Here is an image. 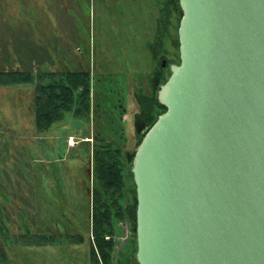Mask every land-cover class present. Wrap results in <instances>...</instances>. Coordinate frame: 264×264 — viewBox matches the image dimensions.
Returning a JSON list of instances; mask_svg holds the SVG:
<instances>
[{"label": "water", "instance_id": "obj_1", "mask_svg": "<svg viewBox=\"0 0 264 264\" xmlns=\"http://www.w3.org/2000/svg\"><path fill=\"white\" fill-rule=\"evenodd\" d=\"M180 62L132 166L139 264H264V0H179Z\"/></svg>", "mask_w": 264, "mask_h": 264}, {"label": "rangeland", "instance_id": "obj_2", "mask_svg": "<svg viewBox=\"0 0 264 264\" xmlns=\"http://www.w3.org/2000/svg\"><path fill=\"white\" fill-rule=\"evenodd\" d=\"M175 4L176 0H0V69L32 70L36 74L55 69L89 70L94 78H107L103 89L113 95L109 104L105 106L103 101L99 106L96 100L105 99L104 93L101 97L94 88L88 117L67 112L62 121L42 135L34 128V86L0 87V215L9 227L5 235L10 237V229L13 236L22 233L18 230L20 226L23 230L21 213L26 214L37 232L35 223L47 222L51 206H56L57 220L63 217L66 232L81 231L86 237L84 245L69 242L29 250L33 264H66L67 259L73 264H90V257L86 258L90 247L88 228L81 218L91 195L88 197L75 179L81 174L92 178V161L76 152H82L85 140L92 143L101 127L106 130L103 134L112 135L115 140L125 132L127 141L119 140L128 149L136 148L134 119L139 111L143 115L149 112L151 102L137 98L134 89L143 87L149 95L155 63L163 69L164 60L167 65L180 62L176 26L181 19L178 22L180 11L175 13ZM162 75L170 77L169 66ZM142 114L137 115L139 123ZM105 121L113 126V131L109 125L105 127ZM123 128L125 131L118 133ZM142 131L145 133L146 128ZM89 133L91 138L87 139ZM74 154L78 160L72 157ZM48 179L57 184L48 188ZM136 209V204L131 205L133 220L121 221L117 226V232L123 229L122 234L115 235V248L123 247L121 257L126 252L123 245L128 230L136 226ZM52 217L56 218L55 213ZM58 223L56 227L61 229ZM131 237L132 234L129 240ZM11 246L0 234V251L6 260L10 261L12 254L13 264H23L22 251L14 255Z\"/></svg>", "mask_w": 264, "mask_h": 264}, {"label": "trees", "instance_id": "obj_3", "mask_svg": "<svg viewBox=\"0 0 264 264\" xmlns=\"http://www.w3.org/2000/svg\"><path fill=\"white\" fill-rule=\"evenodd\" d=\"M175 8V13H177V9L180 11V16L178 17L179 22L183 15L179 0H176ZM160 9L162 10V6ZM178 26L177 24V45L179 44ZM178 51L179 49L177 48V52ZM157 67L155 63V68L152 70V75L149 79V81L154 79L152 84L149 82L150 94H146L143 87H139L138 91L135 89L133 91L137 98L140 96V98H146L151 102L150 111L144 113V115L139 111L134 119L138 139L136 148L128 149L125 143L119 140L122 139L126 142L128 139L124 132V128L119 130V132L117 131L118 133H124L118 135L119 139L115 140L112 135L103 134L104 129L101 127L100 132L93 137L92 143H90L89 140H85L81 146L83 147L82 152L79 150L76 152V154H81V158L88 156L92 161V178L83 176L84 174H81L82 177L77 179H75L76 176L73 177L78 185H82L87 196L89 197L91 195L89 205H85L83 201L80 202L81 205L86 206L85 212H82L81 219H83L82 224H86L88 228V233L86 234L90 240V247L88 246L89 249L86 258L90 257V264H116L115 235L119 233L117 232V226L121 221L130 220V218L133 220L132 216L134 217L135 215V212L132 213L130 211L131 205L133 206V204H136L137 207L136 185L132 172L134 158L147 132L155 124L159 116L166 111V107L158 101L157 93L160 86L166 82L167 78L162 75L164 70L162 68L158 69ZM107 81L106 77L94 78L89 70L61 71L55 69L39 74H36L32 70L24 69L0 70V87L34 86V128L37 133L42 135L51 130L57 122L62 121L67 112L74 111V115L77 117H88L93 106L94 88H96L101 97L103 93L105 97V99H97L96 104L100 106L103 101L106 102L103 105L106 106V104H109V99H111L113 95L103 89ZM102 83L104 84L103 86ZM141 114L143 118L141 117L142 122L139 123L137 115L140 116ZM120 119L122 121L121 116ZM108 125L109 122L104 126L108 127ZM110 128H112L111 130L113 131V126L109 125L108 129ZM145 128L146 132L144 133L142 129ZM104 132H106V130H104ZM89 135L91 134L89 133L86 137L91 138ZM76 154L72 157L78 160V157L75 156ZM35 184L39 185V182L36 181ZM55 184L57 183L54 182L51 184L49 179L48 182H46L48 188L54 187ZM89 186L92 189H90ZM63 200H65L64 197ZM75 205L76 207L78 205L76 200ZM62 210L63 209H60L62 212L61 214H65ZM54 213L56 215L55 219L52 217ZM85 213L87 217L84 216ZM49 214L51 217L47 219V222H40L38 220V222L35 223V230L37 231L35 232L33 226L28 223L26 214L21 213L20 221L23 230H21V226L18 230L22 231V233L13 236L11 235L12 229H10V237L5 235L9 227H7L8 224L6 220L0 215L1 237L3 240H8L11 243L12 246L10 251L14 252V255H19V252L22 251L21 257L24 260L23 264L34 263V260L30 261L29 258V250L31 249L36 251L42 247L62 246L69 242L77 245H84L86 237L81 231H78L77 234L72 233L73 231L67 233V228L65 227L66 223L62 220L63 217L57 220L58 212L56 206H51ZM68 214L75 217L73 213ZM66 218L68 217H65V219ZM60 219L64 224L60 222ZM56 222H59L58 225L61 229L56 227ZM135 227V225L132 226L135 235L129 244L131 247H135L134 251L137 252V235ZM57 230L59 234H56ZM108 236L110 238H107ZM11 257V260L7 261L5 254L0 251L1 263L13 264L15 259L12 254ZM73 258L76 260L75 258L77 257ZM67 261L68 263L66 264H73L71 260L67 259Z\"/></svg>", "mask_w": 264, "mask_h": 264}, {"label": "flooded vegetation", "instance_id": "obj_4", "mask_svg": "<svg viewBox=\"0 0 264 264\" xmlns=\"http://www.w3.org/2000/svg\"><path fill=\"white\" fill-rule=\"evenodd\" d=\"M170 65H171V63H169V65H167V61L164 60L163 70H166V69L168 70V66H169V69L171 70ZM0 70H2V69H0ZM5 70H9V69H5ZM24 178L26 179V181L30 182L25 175H24ZM29 185L31 187V183H29ZM27 188H28V186H27ZM119 224H121V223H119ZM126 225H127V222L125 224V227H126ZM131 229L129 228V230H128L129 235L125 239L124 245H123L124 247H126V252L123 251V256L121 257L120 255H121V251H122L123 247L121 250H116V252H117L116 257H115L116 264H139L137 257H136V252L134 251L135 247H133V246L131 247L129 244L135 235V231L133 230V228H131ZM122 230H119V234H122ZM131 234H132V237L129 240V236H131Z\"/></svg>", "mask_w": 264, "mask_h": 264}, {"label": "built area", "instance_id": "obj_5", "mask_svg": "<svg viewBox=\"0 0 264 264\" xmlns=\"http://www.w3.org/2000/svg\"><path fill=\"white\" fill-rule=\"evenodd\" d=\"M72 138V137H71ZM73 139V138H72ZM107 238H110L109 236L107 237ZM115 240H116V238H115ZM117 242V241H116ZM117 248V247H116ZM116 250H118V248L116 249Z\"/></svg>", "mask_w": 264, "mask_h": 264}, {"label": "crops", "instance_id": "obj_6", "mask_svg": "<svg viewBox=\"0 0 264 264\" xmlns=\"http://www.w3.org/2000/svg\"><path fill=\"white\" fill-rule=\"evenodd\" d=\"M105 78V77H104ZM87 139H89V138H87Z\"/></svg>", "mask_w": 264, "mask_h": 264}]
</instances>
